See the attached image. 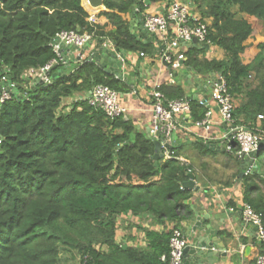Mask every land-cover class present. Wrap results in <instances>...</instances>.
I'll return each instance as SVG.
<instances>
[{"label": "trees", "instance_id": "1", "mask_svg": "<svg viewBox=\"0 0 264 264\" xmlns=\"http://www.w3.org/2000/svg\"><path fill=\"white\" fill-rule=\"evenodd\" d=\"M189 1L203 23L210 20L206 42L223 50L226 61L200 59L202 50L188 48L184 64L200 74L222 75L231 96H241L233 111L235 124L264 130V43L250 64L241 60L252 34L242 15L264 24V0ZM134 2L103 0L96 20L106 21L100 24L89 22L81 0H0V80L5 76L15 86L0 107V264L168 263L171 230L166 225L175 223L173 229L180 230L177 223L190 198L183 186L194 173L175 159L155 165L152 138L123 116L109 119L84 98L67 111L60 108L64 99L95 85L119 94L130 87L87 62L60 78L50 72L49 84H32L25 76L53 60L58 62L53 68L61 64L52 47L61 31L87 33L98 43L109 39L127 53L148 52L134 41L123 18ZM137 4L140 11L146 7L143 0ZM159 91L169 100L186 97L178 85L164 84ZM207 110L190 100L194 123ZM258 115L263 117L259 125ZM171 150L179 156L178 148ZM260 152L256 156L264 158V149ZM260 175L243 178L242 200L264 213ZM128 217L137 218L128 227L145 233L146 247L132 234L125 241L133 245L117 242L118 225ZM145 219L165 230L144 228Z\"/></svg>", "mask_w": 264, "mask_h": 264}, {"label": "crops", "instance_id": "2", "mask_svg": "<svg viewBox=\"0 0 264 264\" xmlns=\"http://www.w3.org/2000/svg\"><path fill=\"white\" fill-rule=\"evenodd\" d=\"M182 1L190 4L194 14L200 17L191 1ZM81 6L88 13L89 17L95 16L96 18V15L104 10L103 6L99 9L91 8L87 0H81ZM165 7L166 1L150 4L146 6L143 11H140L137 7L133 9L131 13L127 12V14L123 16L127 21L128 31L134 41L148 49V52L144 53L143 57H140V52H128L124 58V67L122 66L121 68L122 72L126 75L134 72L135 75L129 77L128 83L121 81L126 83L131 89V91L126 94H119L120 103L128 109L127 114L123 117L125 120L131 121L137 132L144 135L149 134L152 120V100L149 96V92L154 85H178L184 90L187 98L198 101L199 103L207 92L210 97L207 106L208 110L211 112L209 130H206L202 126H196L190 113L174 117L176 121V130L172 135V147L179 149L178 158L184 160V162L187 163V167L194 173V185L198 188L197 191L187 188L190 192V198L184 203L187 209H182L184 218L177 224L183 233L184 222L187 220V216L192 213V210L202 212L204 217L207 216V212H211L210 219L205 217L204 223V226H209L210 230H212L215 235L213 238L209 236V240H217L225 251V257L217 256L218 258L215 259L214 257L212 259H215L214 264H255V259L258 255H261V252H264V246L260 248L261 242L257 237L255 227L245 224L242 218V206L244 204L242 200V180L247 174L245 173L243 177H239L241 168L239 160L235 158L237 151L235 149L232 152L226 151V142L223 136L227 132V127L219 122L218 110L211 98L218 74L211 72L200 74L183 63V65L175 71L177 76L172 77L169 70L161 64L163 58V50L159 47L161 36L147 32L144 28V21L141 16L161 13L164 11ZM245 19L249 24H256V31L252 29L251 36L244 43L245 50L241 54L242 63L247 65L250 64L259 53L258 46L264 43V24L259 20L257 22V19H254V17L245 16ZM105 21V19L101 18L96 20L95 23L98 22L103 24ZM209 22L210 20H206L205 24L208 25ZM104 40H108L111 43V47L109 45L108 48L112 49V46L115 48L109 39ZM100 43L91 39L90 43L85 47V52L79 65L85 62L88 56L100 46ZM188 48L202 50V52L198 54L200 59L226 61L224 51L216 46L211 45L201 48V44L195 46L190 43L184 44V49L180 50L184 52ZM116 50L115 48V51ZM176 52H179V50ZM77 55L78 52L75 51L71 56ZM183 62H185V60ZM93 64L98 67L95 63ZM138 65L146 66L145 70H143L140 75L136 71ZM65 66V64H59L58 67L53 68L51 71L52 75L56 78L63 77L62 74H64ZM72 66L74 70L77 64H73ZM110 66V62L104 60L103 68H105L106 71H109ZM100 70L105 75L115 78L111 73H107L103 69ZM250 79L252 78L250 77ZM187 81L191 84L188 85ZM140 82L142 85H139ZM195 84L197 85L194 86ZM90 91L83 94H75L71 98L64 99L61 102L60 108L67 111L76 100L81 98L87 100ZM233 100L235 107H239L241 104V96L237 94V97L233 98ZM239 120L244 121L240 118ZM256 124L259 125L260 122L257 120ZM160 160L161 162L166 161L164 158ZM256 162L260 165V168L263 169L264 158L259 159L257 157ZM225 183H228L229 186L226 187V185H224ZM259 187L264 194V185H259ZM126 220L133 221V223H137L138 221L137 218L133 217H128ZM142 226L156 232L165 230L162 225L155 223V221L151 219L143 220ZM173 226H175V223L167 224L166 230H172ZM135 235L137 237L139 236L137 234ZM125 240L124 238L122 240H117V242L124 244V246L133 245L132 242L130 244ZM138 242L142 248L146 247L147 242L144 232H142V236H140ZM246 248H248L247 252H245ZM205 263L208 264L207 262Z\"/></svg>", "mask_w": 264, "mask_h": 264}, {"label": "built area", "instance_id": "3", "mask_svg": "<svg viewBox=\"0 0 264 264\" xmlns=\"http://www.w3.org/2000/svg\"><path fill=\"white\" fill-rule=\"evenodd\" d=\"M95 16L89 17L90 23H95ZM144 28L147 32L161 36V43L164 45L163 58L173 71L179 69L180 61L185 57L180 49H184V44H190L195 38L198 43L206 45L207 25L200 20L192 11L190 4L182 0H167L166 7L161 13L145 16ZM54 40L59 44L67 47L82 48L87 42L91 41V36L87 33H78L74 31H61ZM104 46L111 47L108 40H103ZM207 45V46H208ZM211 46V45H209ZM57 54L58 45L52 46ZM112 50H115L112 46ZM179 50V52H176ZM58 55V54H57ZM144 54L140 53V57ZM124 67V59L120 58ZM57 61L53 60L38 70L30 69L25 76L33 81L37 78L42 83H50V72ZM160 84H156L149 92L152 100V120L149 129V135L152 139L159 140L161 144V153L165 160L175 159L181 164L186 165L184 160L175 156L171 150L173 146L172 135L176 130V121L174 117L190 113V99L187 97L169 100L160 91ZM15 90L14 84L5 76L0 80V107L10 98L11 92ZM219 115V122L227 127V132L223 136L226 142V151L232 152L234 149L237 154L244 153L247 155L261 153L264 149V130L259 128L248 129L242 125L235 124L233 111L235 108L234 100L229 93L225 78L218 74L215 82L212 96ZM89 105L97 110L102 111L109 119H114L127 114L128 109L120 103V95L116 91L104 85H95L92 87L87 98ZM201 104V102H200ZM211 112L207 110L205 118L196 126H202L206 130L210 129ZM263 117L257 116L260 121ZM187 172L191 170L187 167ZM251 173L247 171L246 174ZM264 213L254 211L250 205L243 204L242 218L245 224L255 227L257 237L260 242L264 243ZM188 245V242L178 229L171 230L169 241V259L167 264H181L182 251ZM255 264H264V254L258 255Z\"/></svg>", "mask_w": 264, "mask_h": 264}, {"label": "water", "instance_id": "4", "mask_svg": "<svg viewBox=\"0 0 264 264\" xmlns=\"http://www.w3.org/2000/svg\"><path fill=\"white\" fill-rule=\"evenodd\" d=\"M141 0H135V2L130 6L128 9V12L131 13L133 9L137 8V2ZM89 6L93 9H99L103 6V0H87ZM146 6L150 5V2L148 0H143ZM142 20L144 21L145 16H141ZM90 43L87 42L82 48H76V47H67L62 44H59L57 40L52 41V46L58 45V59L61 64H65V70L63 76L70 74L73 72V64L79 65V63L82 60V56L85 52V47ZM193 45H198V41L193 38L190 42ZM159 47L164 51V46L159 42ZM201 48H205L203 44H201ZM78 52L77 56H71L74 52ZM70 52V54H69ZM127 52L124 50H112L111 48H108L107 46H104L102 42L100 43V46L95 49L85 60V62L95 63L100 69H103L107 73H111L116 79L119 81H124L128 83L129 77H133L135 75L134 72L130 73L129 75H126L122 72V62L120 61V58H125ZM109 61L111 66L109 68V71H106L105 68H103V62ZM183 61L179 62V65H183ZM161 64L165 66L172 77H176L177 73L169 68V65L167 62L162 58ZM146 66L138 65L137 67V73L140 75L143 70H145ZM157 69V68H156ZM55 77V76H53ZM142 78V77H141ZM42 84V80L40 78H37L32 82V84ZM204 83V82H203ZM187 84L190 85L191 83L187 81ZM139 85H142L141 82ZM195 84L194 86H196ZM190 97V95H189ZM210 97L208 96L207 92L204 94L203 99L201 101V104L207 106L208 99ZM190 99V98H189ZM191 100V99H190ZM147 137L151 138L149 134H145ZM154 143V156L153 159L155 161V165L157 164L158 160L163 158V154L161 153V144L159 140L152 139ZM235 158L239 160L240 162V168L241 172L239 173V177H243L247 171H251L255 174H261L264 176V169L260 168V165L257 164V156L250 154H244L239 153L235 155ZM184 188H188L190 190L197 191L198 188L194 185V175L190 176V179L188 182H186L183 186ZM206 218L210 219L211 212H207ZM205 217L202 212H196L195 210H192V213L187 216V220L184 222V230L183 235L185 236L188 245L183 249L182 251V263L181 264H214L215 259L218 258L217 256L225 257V251L220 246L219 242L217 240H209V236H212V238L215 236L214 232L210 230V227L204 226L205 223ZM125 248V246H124ZM248 248H246L247 252ZM215 257L214 260H212Z\"/></svg>", "mask_w": 264, "mask_h": 264}, {"label": "rangeland", "instance_id": "5", "mask_svg": "<svg viewBox=\"0 0 264 264\" xmlns=\"http://www.w3.org/2000/svg\"><path fill=\"white\" fill-rule=\"evenodd\" d=\"M244 18H245V15H242ZM247 17V16H246ZM253 18V17H252ZM255 19V18H254ZM257 22H258V20H257ZM260 23V22H259ZM251 24V26H252V29H253V31H256V28H255V26H256V24L254 23H250ZM261 24V23H260ZM120 222V221H119ZM131 223H133V221H130V220H126V221H122L119 225H118V234H117V240H122V239H126V237L128 236V234H132V235H135V234H137V235H139L138 237H136L138 240H139V238H140V236H142V233H140V232H137L134 228H129L128 227V225L129 226H132V224ZM128 243H130L131 244V242L130 241H128ZM139 243V242H138ZM130 246V245H129ZM70 264H72V262L69 260L68 261Z\"/></svg>", "mask_w": 264, "mask_h": 264}]
</instances>
